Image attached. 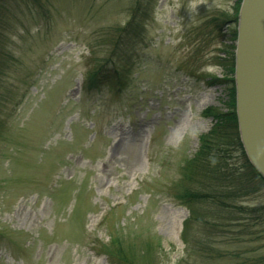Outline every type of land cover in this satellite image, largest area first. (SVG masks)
<instances>
[{"label":"rangeland","instance_id":"1","mask_svg":"<svg viewBox=\"0 0 264 264\" xmlns=\"http://www.w3.org/2000/svg\"><path fill=\"white\" fill-rule=\"evenodd\" d=\"M144 1L134 37L112 31L136 0H0V264H111L116 235L136 264H264V213L249 212L264 188L196 202L184 236L176 198L213 125L204 111L226 112L228 89L206 78L224 76L209 21L242 0ZM110 36L129 67L87 90ZM227 163L245 172L233 147Z\"/></svg>","mask_w":264,"mask_h":264},{"label":"trees","instance_id":"2","mask_svg":"<svg viewBox=\"0 0 264 264\" xmlns=\"http://www.w3.org/2000/svg\"><path fill=\"white\" fill-rule=\"evenodd\" d=\"M144 2V0H136L135 8L131 10L129 20L121 29L113 30L114 35L116 32L119 35L129 32L134 37L138 34L137 29L139 30L141 22L136 24V21L146 18L147 15ZM237 7L234 8L232 15L224 16L222 13H219L220 15L213 17L209 21L215 37L220 39V43L223 44V47L219 49V54L221 53L223 57L214 54L211 59L222 69L224 76L222 78L207 76L206 78L208 79L209 86L224 85L228 89L227 101L225 102L226 112L217 113L210 108L204 111L205 117L211 118L213 125L209 132L200 137L198 151L191 160L187 161L183 169L185 187L181 188L176 198L183 206L189 209L191 214L184 222L183 236L188 231L191 218L197 217L195 210H193V204L196 202L210 200L213 203H217V201L222 202L226 200L230 203V201L244 197L250 193H255L264 188V180L246 160L239 142L236 126L233 51L236 40ZM201 34L206 35L203 32ZM103 42H105L104 46L109 47L108 57L103 58L102 61H97V63H94L87 70L84 76L87 90L97 88L104 81L108 80L109 76H114L117 79L123 77V73L129 67L128 58L122 53V48H127L124 41L120 40L119 37L113 39L110 36V39ZM225 42L229 44L226 45ZM106 66H110L111 74L107 71ZM232 147L243 159L242 168L245 169L244 173L239 174L237 169H230L227 163ZM191 183L199 185L202 191L195 192L192 188L190 189L189 186ZM234 208L244 213V208ZM249 212L261 215V212L264 213V208H251ZM234 221L237 220L235 219ZM103 248L101 252L108 258L111 264H136V260H139L135 253V250L138 248L134 245L127 244L121 236H111L108 244L103 245ZM139 250L141 258L144 259V256H149L150 260L154 248L151 244H146L143 246V250L141 248ZM146 264H152V262L147 261Z\"/></svg>","mask_w":264,"mask_h":264},{"label":"water","instance_id":"3","mask_svg":"<svg viewBox=\"0 0 264 264\" xmlns=\"http://www.w3.org/2000/svg\"><path fill=\"white\" fill-rule=\"evenodd\" d=\"M233 83L239 142L264 180V0L240 3Z\"/></svg>","mask_w":264,"mask_h":264},{"label":"bare ground","instance_id":"4","mask_svg":"<svg viewBox=\"0 0 264 264\" xmlns=\"http://www.w3.org/2000/svg\"><path fill=\"white\" fill-rule=\"evenodd\" d=\"M237 126V125H236ZM237 132H238V130H237ZM247 160V159H246ZM248 162V161H247ZM248 164L250 165V163L248 162ZM251 166V165H250ZM252 167V166H251ZM253 168V167H252ZM254 169V168H253ZM255 170V169H254ZM256 171V170H255ZM257 172V171H256ZM260 176V175H259ZM261 177V176H260Z\"/></svg>","mask_w":264,"mask_h":264}]
</instances>
